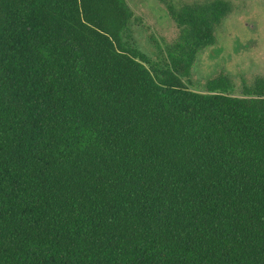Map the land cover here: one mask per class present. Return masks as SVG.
<instances>
[{"label": "trees", "instance_id": "obj_1", "mask_svg": "<svg viewBox=\"0 0 264 264\" xmlns=\"http://www.w3.org/2000/svg\"><path fill=\"white\" fill-rule=\"evenodd\" d=\"M0 0V264H264V77L190 88L229 0Z\"/></svg>", "mask_w": 264, "mask_h": 264}, {"label": "rangeland", "instance_id": "obj_2", "mask_svg": "<svg viewBox=\"0 0 264 264\" xmlns=\"http://www.w3.org/2000/svg\"><path fill=\"white\" fill-rule=\"evenodd\" d=\"M205 0H173L176 7ZM235 7L217 29V42L202 51L193 68L190 88L205 92L206 83L225 71L235 85V96H243V84L253 85L264 77V0H229ZM134 19L140 48L150 57L173 43L178 29L158 0H126Z\"/></svg>", "mask_w": 264, "mask_h": 264}]
</instances>
